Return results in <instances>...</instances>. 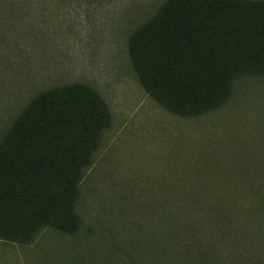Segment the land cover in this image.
Returning <instances> with one entry per match:
<instances>
[{"label": "trees", "instance_id": "obj_1", "mask_svg": "<svg viewBox=\"0 0 264 264\" xmlns=\"http://www.w3.org/2000/svg\"><path fill=\"white\" fill-rule=\"evenodd\" d=\"M49 1L0 0V240L31 244L50 228L98 234L90 242L108 244L100 247L110 253L106 264H114L116 256H125L127 264H264L262 200L259 208H243L254 215L251 231L207 229L227 237L225 248L240 250L236 256L191 237L155 230L146 237L140 233L147 225L132 220L86 224L80 219L79 183L110 120L102 97L85 84L53 86L7 117L14 95L29 80L33 15L43 13ZM127 46L139 84L159 107L178 116L199 115L220 101L225 83L260 63L264 0H164L132 30ZM195 214L200 222L209 220L202 209Z\"/></svg>", "mask_w": 264, "mask_h": 264}, {"label": "rangeland", "instance_id": "obj_2", "mask_svg": "<svg viewBox=\"0 0 264 264\" xmlns=\"http://www.w3.org/2000/svg\"><path fill=\"white\" fill-rule=\"evenodd\" d=\"M163 1L50 0L43 13L35 11L29 80L14 95L7 117L49 87L88 85L106 103L110 120L79 183L80 219L136 221L147 225L140 229L146 237L154 230L191 237L236 256L240 250L225 248L227 237L207 229L251 231L254 215L243 208L264 201V54L254 71L225 83L220 101L203 113H168L139 84L127 46L132 30ZM195 209L209 220L198 221ZM43 233L54 239L40 244L77 243L53 230ZM125 260L116 256L114 264Z\"/></svg>", "mask_w": 264, "mask_h": 264}, {"label": "crops", "instance_id": "obj_3", "mask_svg": "<svg viewBox=\"0 0 264 264\" xmlns=\"http://www.w3.org/2000/svg\"><path fill=\"white\" fill-rule=\"evenodd\" d=\"M46 230L52 229H43L31 244L24 245L0 240V264H106L109 251L95 247L90 242L98 239V234L58 232L62 234L59 235L62 236L60 239L75 240L77 243L40 244L41 240L54 239L53 235L43 233Z\"/></svg>", "mask_w": 264, "mask_h": 264}]
</instances>
